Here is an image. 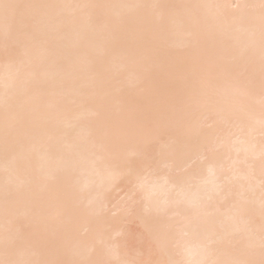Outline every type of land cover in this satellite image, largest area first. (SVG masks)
<instances>
[{
  "label": "bare ground",
  "instance_id": "bare-ground-1",
  "mask_svg": "<svg viewBox=\"0 0 264 264\" xmlns=\"http://www.w3.org/2000/svg\"><path fill=\"white\" fill-rule=\"evenodd\" d=\"M7 2L42 7L24 9L7 40L0 14V260L258 264L261 0ZM218 4L254 7H203ZM161 113L163 142L147 150L168 161L145 173L137 199L170 209L151 222L175 241L167 251L139 219L113 214L126 185L109 189L97 163L131 126ZM128 148L121 143V155ZM237 155L253 164V179L205 211L202 198L220 190L216 177ZM237 211L242 223L231 219ZM245 227L257 237L251 254Z\"/></svg>",
  "mask_w": 264,
  "mask_h": 264
},
{
  "label": "snow or ice",
  "instance_id": "snow-or-ice-1",
  "mask_svg": "<svg viewBox=\"0 0 264 264\" xmlns=\"http://www.w3.org/2000/svg\"><path fill=\"white\" fill-rule=\"evenodd\" d=\"M42 6L37 5H23L18 3H10L7 0H0V14H2L4 22V32L6 40L14 33L15 26L22 20L23 10L26 8H38ZM88 7V6H85ZM206 8L228 10L232 8H247L254 7L249 5L239 4H218V5H204ZM260 7V46H261V87L264 91V0H261ZM4 104L7 109L9 99L7 93L5 94ZM206 104L212 103V98L208 97L205 101ZM169 120V116L166 113H161L157 117L150 118L146 121L139 122L129 128L121 142L114 143L107 151V155L100 156L98 158V165L102 167L103 174L108 179V188L115 189L121 185H126V191L119 204L116 205L114 215L124 214L130 217H136L148 229L153 235L154 239L158 240L162 245L163 251H167L171 248L175 241L171 238L170 234L164 231L162 228L159 230L152 229L153 221L160 217L168 216L170 209L167 207H160L155 205L144 204L137 199V193L142 191L145 187V173L150 172L154 165L164 166L167 164L168 155L164 151H161L159 156L152 158L148 153V145L150 143H162L164 134L166 132V125ZM261 130L262 141L259 149L260 157V185H261V204L264 207V107H262L261 114L258 121ZM5 132L7 135L8 128L6 124ZM121 143L129 145L126 154L121 155ZM235 167L229 169V174L223 177H216L215 183L221 185L220 190L215 193H208L202 198V207L205 211L211 206L214 200L225 198L226 192H231L235 183L243 181L251 182L254 175V166L249 159H241L239 155L236 157ZM208 171L211 176H216L214 169L209 166ZM185 178L177 176L175 183H185ZM207 183L205 178L203 181ZM241 187L243 184L241 183ZM199 193V188H197ZM101 209H103V201H100ZM231 219L236 223H242L243 217L237 214ZM246 234V251L250 254L255 251V244L257 237L247 227L243 229ZM135 238L133 237L132 240ZM132 240H125L124 247H127ZM100 243L106 244V241ZM259 252L261 259L258 264H264V228L258 237ZM85 247L90 250H96V242L89 240L85 242ZM210 250V249H209ZM0 264H61L58 261H33V260H0ZM76 264H134L131 261H98L92 259H82ZM160 264H185L183 261H161ZM189 264H257L254 260L244 261H225V260H194Z\"/></svg>",
  "mask_w": 264,
  "mask_h": 264
}]
</instances>
